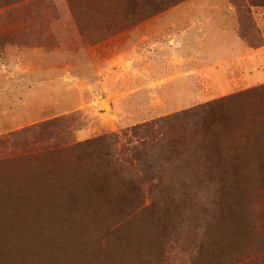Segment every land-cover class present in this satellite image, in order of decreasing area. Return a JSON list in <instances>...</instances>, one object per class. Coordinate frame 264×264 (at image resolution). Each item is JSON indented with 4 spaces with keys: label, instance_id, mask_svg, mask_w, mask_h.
Masks as SVG:
<instances>
[{
    "label": "rangeland",
    "instance_id": "1",
    "mask_svg": "<svg viewBox=\"0 0 264 264\" xmlns=\"http://www.w3.org/2000/svg\"><path fill=\"white\" fill-rule=\"evenodd\" d=\"M259 41L264 0H0V264H264Z\"/></svg>",
    "mask_w": 264,
    "mask_h": 264
},
{
    "label": "crops",
    "instance_id": "2",
    "mask_svg": "<svg viewBox=\"0 0 264 264\" xmlns=\"http://www.w3.org/2000/svg\"><path fill=\"white\" fill-rule=\"evenodd\" d=\"M171 14H167V13H163L161 14L160 17H162L161 19L166 18L165 24L160 26V29L162 32H167L168 30H172L173 32H175L177 38H178V44L180 45V41L183 40V38L188 37L193 31L196 30H200V31H205L207 26H201L198 23L193 22L192 25H187L186 23H181L179 21V19L177 18L176 20L172 21V19H169V16ZM172 22V23H170ZM146 23V22H145ZM168 23H170L174 28H171ZM205 25V24H204ZM175 30V31H174ZM167 35V34H166ZM3 46H0V84L4 83V79L6 80H10V79H16L18 77V75H23L24 72V63L23 62H18L16 58L15 62H4L2 61V51L1 49H3ZM6 49V48H5ZM14 51V48H13ZM184 61L185 59L182 58ZM192 60H195V58H192ZM191 60V61H192ZM198 60V59H197ZM200 61V60H198ZM204 62V61H203ZM182 64V62H178V65ZM215 68L214 66H205L203 68H200L199 65H197V69H192L190 72L187 73H181V74H177V78L180 77L182 78V82L181 84H186L187 83V79L185 77H188L189 75H196L199 73L200 70H207L209 71L210 69ZM31 71H34V68H31ZM189 99V98H187Z\"/></svg>",
    "mask_w": 264,
    "mask_h": 264
},
{
    "label": "trees",
    "instance_id": "3",
    "mask_svg": "<svg viewBox=\"0 0 264 264\" xmlns=\"http://www.w3.org/2000/svg\"><path fill=\"white\" fill-rule=\"evenodd\" d=\"M264 45V42L263 41H259V44L257 45H252V47H255V48H258V47H261ZM262 88H257L256 90H261ZM249 92H252V91H249ZM151 126V125H150ZM152 127V126H151ZM140 129V126H137L134 131L137 132L138 130ZM101 141H106L107 143H109V145L113 144V142H116V139L113 135H108V136H104L102 137L101 139H98V140H95L94 142H101ZM87 143H91V141H88ZM149 146H151L149 144ZM103 156L106 158V160L108 161V164L111 166V167H114L116 166V164H120L118 162V160L112 155V152L106 148V150L103 152ZM21 212L20 210H17V211H13V212H6V211H3V215H6V213H8L10 216H13V221L15 220V218L17 217L18 213ZM14 213H15V216H14ZM7 214V215H8ZM15 217V218H14ZM7 219V218H6ZM2 222V221H1ZM1 260L5 263H7V259H5L4 257L2 258L1 257Z\"/></svg>",
    "mask_w": 264,
    "mask_h": 264
},
{
    "label": "bare ground",
    "instance_id": "4",
    "mask_svg": "<svg viewBox=\"0 0 264 264\" xmlns=\"http://www.w3.org/2000/svg\"><path fill=\"white\" fill-rule=\"evenodd\" d=\"M124 66H125V65H124ZM103 103H104L103 106H104L105 108L110 109V105H109V103H108L107 101H104Z\"/></svg>",
    "mask_w": 264,
    "mask_h": 264
},
{
    "label": "water",
    "instance_id": "5",
    "mask_svg": "<svg viewBox=\"0 0 264 264\" xmlns=\"http://www.w3.org/2000/svg\"><path fill=\"white\" fill-rule=\"evenodd\" d=\"M103 105H104V103H103Z\"/></svg>",
    "mask_w": 264,
    "mask_h": 264
}]
</instances>
